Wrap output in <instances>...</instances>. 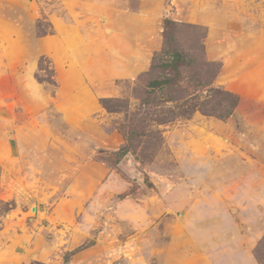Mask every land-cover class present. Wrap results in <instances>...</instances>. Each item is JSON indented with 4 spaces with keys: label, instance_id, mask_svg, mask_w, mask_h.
<instances>
[{
    "label": "rangeland",
    "instance_id": "obj_1",
    "mask_svg": "<svg viewBox=\"0 0 264 264\" xmlns=\"http://www.w3.org/2000/svg\"><path fill=\"white\" fill-rule=\"evenodd\" d=\"M165 18L188 58L203 40L221 64L212 84L238 97L229 117L154 124L165 107L141 110ZM122 45L133 72L110 74ZM73 68L99 103L84 128L54 110ZM29 79L52 97L43 113ZM137 111L150 134L115 163ZM6 122L18 144L0 156V264H63L69 251L71 264H264V0H0Z\"/></svg>",
    "mask_w": 264,
    "mask_h": 264
},
{
    "label": "trees",
    "instance_id": "obj_2",
    "mask_svg": "<svg viewBox=\"0 0 264 264\" xmlns=\"http://www.w3.org/2000/svg\"><path fill=\"white\" fill-rule=\"evenodd\" d=\"M179 28V22L172 18H165L162 34L163 45L160 50L154 53L150 67V71H157L161 74L147 82V91L141 102V110H146L145 108L148 107L151 111L160 105L165 107V110L156 114V118L153 119L154 124L170 123L177 118H190L197 111L221 119L229 117L238 104V97L227 89L213 86L212 83L220 72L221 64L207 60L203 40L199 41L197 47L200 51L199 56H197L199 61L188 58L186 51L180 48L176 38ZM185 69H191L192 71L188 81H186ZM37 79L41 83L44 82L40 78ZM204 92V97H200L199 93L203 94ZM158 93L162 97L160 101H158ZM99 102L109 112H123L126 110L124 102L118 98L100 97ZM151 114H154V112H151ZM140 115L141 112L137 111L131 125H128L127 129L125 128L126 140L120 149L115 152V163H119L122 157L129 152L135 154L144 136L150 134L146 129L147 119L143 116L140 117ZM143 123L145 125H142ZM138 126L143 128L141 130L143 132H140ZM156 131L159 133V130ZM73 254L72 251L67 252L63 264H71L70 260ZM31 264L46 263L33 261Z\"/></svg>",
    "mask_w": 264,
    "mask_h": 264
},
{
    "label": "crops",
    "instance_id": "obj_3",
    "mask_svg": "<svg viewBox=\"0 0 264 264\" xmlns=\"http://www.w3.org/2000/svg\"><path fill=\"white\" fill-rule=\"evenodd\" d=\"M128 52H129V48H125L124 45H122L121 47L116 46L115 50L113 51L115 55V56L113 55L112 57L113 60L111 59V56L109 59H107L109 60V62L113 61V66L111 65V63H109V66L111 67L110 74H114V72L117 71L127 72V69L133 72L132 70L133 68L131 67L132 69H130L129 65L126 64V62L123 60L122 57L123 53L127 54ZM119 53L121 55H119ZM118 60L120 62L124 61V64H122V66L120 65L119 68H117V66H114L116 65L115 63ZM74 69L75 68L70 69L69 74L71 77L68 78L66 84V88L70 89V91L65 89L62 92V94H60L57 98H55L54 110L61 113V115L64 118V121H66L67 124L79 125L84 128V126L87 127L86 125H88V123L84 121V118L90 117L94 111L95 105L99 103H97V101L95 100L94 94L91 93L90 88L84 87L81 84L79 77L76 78L74 76L77 72ZM25 88L26 91L29 93V97L32 98L29 104L37 113H43V110L48 109V107L51 104L52 100L50 99H52V97H49L48 94H45L43 90H41V84L35 82L33 79H29L25 84ZM75 88H79V90L74 91L73 89ZM100 90H102V87L100 88ZM9 126L10 124L8 122L0 123V156L5 155L6 152L9 151L8 147L12 148V140L16 144H18L17 142L18 133H13L12 135H10L11 130H9V128L11 126L10 127ZM96 126L97 124H94V127ZM18 189L22 191L20 187H18Z\"/></svg>",
    "mask_w": 264,
    "mask_h": 264
}]
</instances>
